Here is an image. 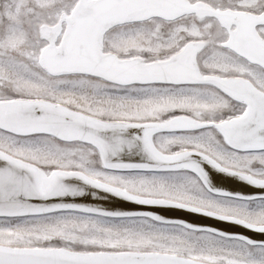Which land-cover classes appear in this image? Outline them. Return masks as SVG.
Returning <instances> with one entry per match:
<instances>
[{
	"label": "snow or ice",
	"instance_id": "1",
	"mask_svg": "<svg viewBox=\"0 0 264 264\" xmlns=\"http://www.w3.org/2000/svg\"><path fill=\"white\" fill-rule=\"evenodd\" d=\"M0 264H264V0H0Z\"/></svg>",
	"mask_w": 264,
	"mask_h": 264
}]
</instances>
